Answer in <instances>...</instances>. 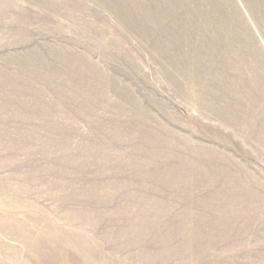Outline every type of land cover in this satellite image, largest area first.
Instances as JSON below:
<instances>
[{"label": "rangeland", "instance_id": "rangeland-1", "mask_svg": "<svg viewBox=\"0 0 264 264\" xmlns=\"http://www.w3.org/2000/svg\"><path fill=\"white\" fill-rule=\"evenodd\" d=\"M0 264H264V0H0Z\"/></svg>", "mask_w": 264, "mask_h": 264}]
</instances>
